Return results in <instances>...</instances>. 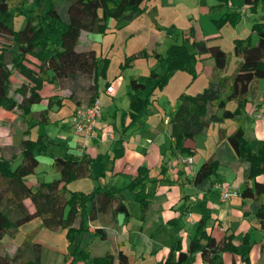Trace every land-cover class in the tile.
Returning a JSON list of instances; mask_svg holds the SVG:
<instances>
[{"label": "trees", "instance_id": "obj_1", "mask_svg": "<svg viewBox=\"0 0 264 264\" xmlns=\"http://www.w3.org/2000/svg\"><path fill=\"white\" fill-rule=\"evenodd\" d=\"M23 3L29 0H21ZM144 0H49L45 11L38 15L37 20L28 17L20 28L9 23L12 12L9 0H0V34L8 36L10 43L0 46V112L20 111V115L32 114V106L42 100L40 90L46 82L57 80L79 83V77L89 76L93 79V95L89 103L97 97L99 77H105L107 61L99 70L94 49H78L83 32L106 31L111 18L117 21H131L146 9ZM255 6L264 0H244ZM190 34L192 32L190 31ZM187 38H190L187 36ZM199 55H208L213 62L214 72L208 84L199 92L189 94L182 92L177 99L176 107L168 115L170 128V151L180 155H194V150L186 146L187 139H194L211 123L226 118H236L237 128L227 135L225 142L232 150L237 163H245L246 184L242 187L243 194L249 196L252 187L249 180L264 174V143L256 149L253 140L247 137L246 129L239 118L247 104L246 95L254 80L263 79L264 83V17L253 22L251 32L246 37L234 39V54L240 57L232 74L224 73L228 62V52L220 45H208L204 40H193ZM155 56L167 66L163 72L156 68L150 70L149 81L154 87L163 88L170 75L177 70H187L197 75V56L189 53L186 45L172 44L167 55ZM130 65V59L121 62V72ZM20 73L25 80L19 87L12 88L11 76ZM100 71V72H99ZM129 95L130 124L137 122L147 106L153 102L152 90L147 92L146 82L131 79ZM153 87V88H154ZM19 96V97H18ZM54 96L48 98V105L54 103ZM235 99L234 110L227 108V103ZM58 102L61 104V100ZM5 110H1V109ZM1 118V117H0ZM38 140L23 137L16 148L19 149L21 161L14 166L17 155L11 157L0 154V237L8 235L14 238L24 223L35 217L41 218V226L51 230L59 228L67 230V236L73 242L78 233L90 230L87 220L95 219L106 212L115 203V209L129 211L123 202L124 187L110 186L103 189L95 186L90 191L71 190L67 183L72 179L87 176L90 170V159L86 155L65 152L53 157L52 164L58 177L51 181L32 184L27 176L34 172L39 162ZM217 156L201 163L195 172V184L206 183L218 168L226 164L222 154V143L218 145ZM149 169L139 166L136 175L125 185L135 193L136 200L142 207L144 216L150 205L147 180ZM257 190L251 203V211L264 229V182L256 183ZM29 198L34 206L30 211L24 200ZM88 204L90 207L88 209ZM87 216V218L85 217ZM197 227V233L190 239L186 251L182 250L180 241L170 247L163 264H181L188 256L199 252L201 260L206 264L220 263L221 252L233 251L232 235H225L217 241L205 229L204 218ZM94 233L105 236L102 228ZM102 234V235H101ZM23 264H42L43 244L35 241L33 234H27L12 254L0 252V264H12L19 259ZM90 252L78 243L75 249L65 256L64 264H77L88 260ZM129 264L128 255L119 250L117 255L105 252L94 257L93 264Z\"/></svg>", "mask_w": 264, "mask_h": 264}, {"label": "crops", "instance_id": "obj_2", "mask_svg": "<svg viewBox=\"0 0 264 264\" xmlns=\"http://www.w3.org/2000/svg\"><path fill=\"white\" fill-rule=\"evenodd\" d=\"M89 33L83 32L79 43L87 41ZM200 40L203 39L201 38ZM84 49L90 48L87 47ZM153 50L156 51L155 48ZM201 70L206 72L209 81V78L214 72L213 62L211 61L209 65L203 66ZM121 75L122 73H109L107 71L105 78L99 77L97 93L98 97L101 98L102 111L92 135L83 137L86 142L83 143L82 147L86 148L80 154L81 156L86 155L90 159L88 175L80 178L84 179L89 178L90 175L93 176L90 187L86 188L87 190L85 191H90L98 185L103 189L110 187L98 184L100 174L104 178L123 177L121 184L113 185L124 187L121 193L129 214L126 215L124 211L116 210V204L114 203L106 212L88 221L91 231L94 232L96 228H102L105 233L103 239L109 238L112 247L106 249L105 252H111L117 255L119 250H123L128 255L129 264H163L170 251V247L176 245L178 241L181 243L182 250H187L190 239L198 232L197 227L202 222L201 219L204 218L207 233L217 241L222 240L225 235L231 234L233 236L232 243L236 247V250L221 252L220 263L218 264H264V229L260 227L259 220L251 211V203L257 190L256 183L264 182V174L249 180L252 191L249 196H245L242 187L246 184V164L237 163L232 150L225 142L227 135L232 132H229L225 127H219L215 142H212L208 146L205 144L204 155L206 157L209 156L208 159L216 157L218 154V145L222 143L221 156L225 159L226 164L221 165L218 171L211 175L206 183L195 184L193 177L201 165L196 166L194 160L199 154L197 136L194 139H187L185 142L186 146L191 147L195 152L191 156L192 161L190 163H184L181 157L190 156L189 154L182 153L177 155L170 152V128L168 122L165 121V118L169 114H163L165 110H162L161 107L153 103L145 121H140L141 114L137 122L130 124L131 117L128 112L129 82L128 88L123 93L128 96L125 104L120 109L117 106L115 109L106 107L109 100H111L108 95L113 100L115 96L114 92L121 84L126 83L125 78H121ZM89 81L90 83L85 89L81 82L80 84L64 82L63 85L57 80L46 82L40 90L42 100L32 106V117H40L41 121H47V115L45 113L41 114V111L46 109L50 96H54V103L59 99L62 101L61 103H64L67 99L66 97H70V101L72 102L70 105V114L72 115L76 106L80 104V95L77 96L79 94L78 89L82 90L83 88L86 92L84 98L85 103H89L94 91L92 87L93 79L90 78ZM109 85L114 87L112 93H108L105 90ZM44 89L48 90L49 96L43 93ZM246 98L247 104L245 110L239 118L242 120L243 125H245V122L250 123L249 126L253 131H259L263 139L261 141L263 144V79L254 80L251 83ZM232 100L235 101L236 108L237 101L235 99ZM175 107L176 105L170 112ZM121 112L123 114L122 123L119 121V113ZM236 118H232L236 121L235 129L238 125ZM221 122L223 121L219 123ZM138 127L143 130H139ZM145 129H147V132H144ZM116 130H120L119 135H117ZM108 132H112L114 137H110ZM23 137L25 136H20L17 144L21 142ZM114 141L118 142V146L115 149L117 151L116 154L118 156L120 155L119 161L115 160L116 158L114 159L115 161L108 160L112 155V144ZM130 143L136 145L137 148L130 147ZM19 153L16 158L17 160H21ZM100 154L103 156L101 159ZM107 156L108 158H106ZM97 159L101 160L99 165L96 163ZM101 164H103V168H99ZM141 165L149 169L150 178L147 180L150 205L144 216H141L142 207L136 200L135 193L125 186L128 181L125 180L126 177L130 179L136 175ZM221 185H229L231 190L234 191L229 198H222ZM127 199L134 202L133 211L128 205ZM24 202L29 210L33 211L34 206L31 200L26 198ZM88 207H90V204ZM220 207H222L223 211H220ZM131 218L137 219L134 224L131 223ZM33 219L37 220V217ZM40 222L41 219L38 221L39 226ZM21 228H23L22 225L15 237H17ZM34 240L37 241L35 238ZM44 253L43 246V257ZM77 264H80V262ZM115 264H118L117 259ZM181 264L206 263L201 260L200 253L195 252L188 256Z\"/></svg>", "mask_w": 264, "mask_h": 264}, {"label": "rangeland", "instance_id": "obj_3", "mask_svg": "<svg viewBox=\"0 0 264 264\" xmlns=\"http://www.w3.org/2000/svg\"><path fill=\"white\" fill-rule=\"evenodd\" d=\"M48 3L49 0H29L25 3L21 0H9V9L13 15L9 23L15 28H20L28 17L36 21L38 15L45 11ZM143 5L146 9L131 21H117L111 18L108 21L106 31L90 32L87 41L77 44L78 49L89 47L95 50L99 70L107 61V71L109 73H122L121 78H125L126 83L121 84L114 92V99L112 100V97L108 95L111 100H109L107 108L115 109L117 106L120 109L125 104L128 96L123 93L128 88V82L131 79L147 83L148 88L145 94L152 90L151 98L153 102L142 113L140 119L142 122L149 115L153 103L165 110L162 111L163 114H169L170 110L176 105L180 92L195 94L207 85L208 77L201 68L209 65L212 60L208 55L197 53L193 40L202 38L208 45H220L226 50L228 52V62L225 73L232 74L240 60V57L234 54V39L248 36L253 22L264 17V9L261 4L251 6L245 3L244 0H144ZM190 31L192 34H190ZM187 36L190 38H187ZM10 40L8 36L0 34V46L10 43ZM156 42L158 43L156 44ZM175 43H184L189 53L196 54L197 75L194 77L187 70H177L170 75L163 88L154 87V83L150 82L148 78L150 70L156 68L158 72H163L167 65L155 56L153 49L155 48L156 52L165 57L170 45ZM126 58L130 59V65L121 72L120 64L121 62L124 63ZM11 80L12 88H16L22 84L25 78L16 71L11 76ZM89 80V76L82 75L79 78V84L81 82L85 89L90 83ZM62 92L64 93V91ZM43 93L48 95V90L44 89ZM78 93L77 96L80 95L79 102L85 103L86 92L82 88V90L78 89ZM66 98L64 103L60 104L55 101L51 106L47 104L46 109L41 111V114L45 113L47 115V121H41L40 117H32V114L24 117L20 115L19 110L6 112L4 116L0 112V154L5 157H10L12 153L18 155L17 141L20 140L22 135L38 140L39 162L34 172L27 176L30 183L37 184L41 181H51L58 176L52 164L54 155H60L64 152L80 155L86 148L82 147L83 143L86 142L85 139L73 126L70 114L72 102L70 97ZM99 99L101 98L99 97ZM235 105V101L232 100L228 102L227 108L234 109ZM61 107L62 109H60ZM1 110L5 109L2 108ZM105 113L108 115L107 112ZM119 116V121L122 123V112L119 113ZM249 125L250 123L245 122L247 136L253 140L254 147L259 148L262 146L261 141L263 139L259 131H253ZM219 127H225L229 132H233L236 121L232 118H226L221 123H212L197 135L199 154L194 159L196 166L209 158V156L204 155L205 144L208 146L215 142ZM138 129L143 130L139 127ZM116 132L117 135L120 134V130H116ZM144 132H147V129ZM115 141V144H112L111 158L108 159L110 161L115 158L118 161L120 159V155L116 154L115 149L118 142ZM130 147L137 148L136 145L131 143ZM101 158L103 156L100 154ZM100 159L96 160L98 165L101 163ZM105 160L103 161L105 162ZM20 161V159H16L13 162L14 166ZM99 168H103V164ZM92 177L90 175L89 178L72 179L67 183V187L71 190L84 189L85 191L86 188L90 187ZM122 179L123 177L104 178L100 174L98 184L102 186L119 185ZM130 179L126 177L125 180H128V183ZM127 200L133 211L134 202ZM220 211H223L222 207H220ZM85 217L87 218V216ZM40 219L38 216L37 220L32 219L24 223L23 228L15 238L8 235L0 237V252L4 253L5 251L9 255L12 254L26 234H33L34 238L43 244L45 250L43 264H63L65 256L70 254L78 243L81 244L84 250L90 252V258L86 261H78L77 263L80 262V264H93L94 257L103 255L106 249L112 247L109 238L103 239V237L88 229L78 233L75 240L71 242L66 229L51 230L41 226V222L39 226L38 221ZM136 220V218H131V223L134 224ZM24 261L23 258L12 264H23Z\"/></svg>", "mask_w": 264, "mask_h": 264}, {"label": "built area", "instance_id": "obj_4", "mask_svg": "<svg viewBox=\"0 0 264 264\" xmlns=\"http://www.w3.org/2000/svg\"><path fill=\"white\" fill-rule=\"evenodd\" d=\"M106 92L112 93L114 87L109 85L106 87ZM102 105L99 97H97L92 103H80L76 106L72 112V122L75 130L80 133L83 137H89L92 135L94 127L99 121L101 115ZM264 117V113L262 114ZM169 117L165 118V121L168 122ZM110 137H114L112 132H108ZM181 160L184 163H190L192 161L191 156L181 157ZM234 191L231 190L229 185H221L222 198H229Z\"/></svg>", "mask_w": 264, "mask_h": 264}]
</instances>
